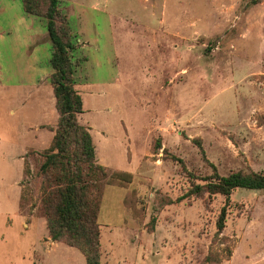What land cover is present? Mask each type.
<instances>
[{"label": "rangeland", "instance_id": "374dc122", "mask_svg": "<svg viewBox=\"0 0 264 264\" xmlns=\"http://www.w3.org/2000/svg\"><path fill=\"white\" fill-rule=\"evenodd\" d=\"M13 1L6 12L17 20L23 5ZM255 1L61 0L77 47L80 121L108 170L101 264H206L224 207L232 255L221 264H264V191L160 204L193 183L173 157L200 177L214 168L221 175L264 170V0ZM5 51L0 79L9 81ZM0 92V159H8L22 123L11 114L20 97L16 89ZM51 113L45 121L57 127L54 102ZM25 116L28 125L38 118ZM30 152L24 165L0 160V264H86L79 250L46 244L41 157Z\"/></svg>", "mask_w": 264, "mask_h": 264}, {"label": "trees", "instance_id": "16d2710c", "mask_svg": "<svg viewBox=\"0 0 264 264\" xmlns=\"http://www.w3.org/2000/svg\"><path fill=\"white\" fill-rule=\"evenodd\" d=\"M261 0H256L259 3ZM27 15L43 19L51 43L50 82L56 99L57 127L50 147L36 153L41 157L37 171L40 179V209L53 242L63 243L80 251L86 264H101V228L99 215L108 170L99 164L90 129L80 121L84 100L76 89L74 53L68 17L60 7L61 0H21ZM202 154L201 141L197 142ZM157 142L155 150H161ZM31 153V152H29ZM192 180L187 193L173 200L163 197L161 207L185 200L204 199L206 195L227 198L237 189L264 191V170L238 171L221 175L216 168L207 177L190 172L185 162L173 157ZM27 173L28 170L26 171ZM202 181L203 183H198ZM227 219L224 207L217 220V232L205 257L206 264H221L232 255L230 238L223 235ZM155 224V218L151 221ZM225 245L224 248L216 246Z\"/></svg>", "mask_w": 264, "mask_h": 264}, {"label": "crops", "instance_id": "0c3cea01", "mask_svg": "<svg viewBox=\"0 0 264 264\" xmlns=\"http://www.w3.org/2000/svg\"><path fill=\"white\" fill-rule=\"evenodd\" d=\"M16 5H18L17 1L0 0V66L6 56L2 52V47H4L6 51L10 50L13 74V77L8 79L9 81L0 79V90L12 88L18 91L19 94L16 96L20 98H18V102L15 101V110L11 111V114L13 116L18 114L22 123L15 130L17 137L15 143L9 144V149H12L14 155L8 159L1 158L0 160L5 163L19 160L24 165L26 155L30 151L43 152L52 143L55 132L51 130V127L56 128V126L47 123L45 116L51 117L52 104L53 102L56 104V99L54 94L52 97L51 93V89L53 91L50 82L53 72L50 67L51 43L48 40L45 22L27 15L23 10H18L19 18L17 20L10 18L11 15L9 16L10 13H7L6 9ZM3 14H7L8 17ZM4 26L9 28L6 29ZM31 113L37 115L38 118H35L37 120L35 123L28 125L26 120H31L32 117L26 118L25 114ZM44 132L49 133L46 139L42 134ZM21 219L23 220V217ZM43 219L41 218L39 221ZM35 224V220L25 222L24 227L29 228ZM44 240L48 246L51 243L53 245L58 243L53 242L49 234L44 235Z\"/></svg>", "mask_w": 264, "mask_h": 264}]
</instances>
